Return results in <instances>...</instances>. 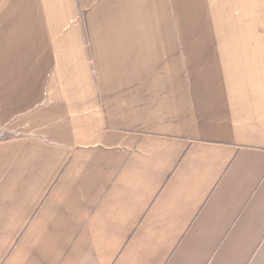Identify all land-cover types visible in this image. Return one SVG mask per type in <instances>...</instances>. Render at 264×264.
Masks as SVG:
<instances>
[{
	"label": "crops",
	"instance_id": "0c3cea01",
	"mask_svg": "<svg viewBox=\"0 0 264 264\" xmlns=\"http://www.w3.org/2000/svg\"><path fill=\"white\" fill-rule=\"evenodd\" d=\"M0 264H264V0H0Z\"/></svg>",
	"mask_w": 264,
	"mask_h": 264
},
{
	"label": "rangeland",
	"instance_id": "374dc122",
	"mask_svg": "<svg viewBox=\"0 0 264 264\" xmlns=\"http://www.w3.org/2000/svg\"><path fill=\"white\" fill-rule=\"evenodd\" d=\"M12 135V133L8 130H4L2 133H0V138H6Z\"/></svg>",
	"mask_w": 264,
	"mask_h": 264
}]
</instances>
